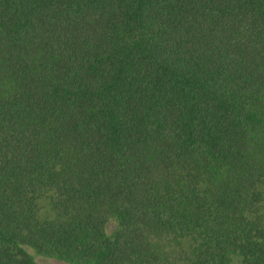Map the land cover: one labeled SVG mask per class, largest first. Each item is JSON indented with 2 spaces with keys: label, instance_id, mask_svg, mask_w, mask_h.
I'll return each instance as SVG.
<instances>
[{
  "label": "trees",
  "instance_id": "trees-1",
  "mask_svg": "<svg viewBox=\"0 0 264 264\" xmlns=\"http://www.w3.org/2000/svg\"><path fill=\"white\" fill-rule=\"evenodd\" d=\"M264 264V0H0V264Z\"/></svg>",
  "mask_w": 264,
  "mask_h": 264
},
{
  "label": "rangeland",
  "instance_id": "rangeland-1",
  "mask_svg": "<svg viewBox=\"0 0 264 264\" xmlns=\"http://www.w3.org/2000/svg\"><path fill=\"white\" fill-rule=\"evenodd\" d=\"M29 252L33 254L35 261L38 264H71L66 261L60 260L56 257H51L47 255L42 254H36L31 249H29Z\"/></svg>",
  "mask_w": 264,
  "mask_h": 264
}]
</instances>
